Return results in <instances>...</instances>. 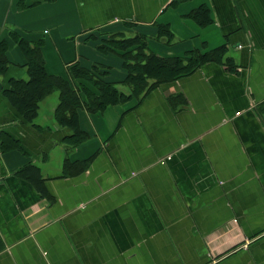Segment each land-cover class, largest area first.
<instances>
[{
	"label": "crops",
	"instance_id": "1",
	"mask_svg": "<svg viewBox=\"0 0 264 264\" xmlns=\"http://www.w3.org/2000/svg\"><path fill=\"white\" fill-rule=\"evenodd\" d=\"M136 36L203 63L104 111L82 104L83 142L59 91L32 122L5 94L27 78L24 39L49 74L77 63L130 95ZM2 41L0 264H264V0H0Z\"/></svg>",
	"mask_w": 264,
	"mask_h": 264
},
{
	"label": "trees",
	"instance_id": "2",
	"mask_svg": "<svg viewBox=\"0 0 264 264\" xmlns=\"http://www.w3.org/2000/svg\"><path fill=\"white\" fill-rule=\"evenodd\" d=\"M123 43L126 49L137 43H140L141 47L139 51L141 59L138 60L139 56L136 54L132 65L127 64L129 67L127 84L132 86V94L130 95L118 91L111 83L94 79L87 69L77 63L69 67V79L49 74L42 52V42L31 44L24 39H21L19 44L27 55V78H12L8 85L5 86V94L17 105L21 116L24 117V121L32 122L38 116L41 100L51 94V92L59 91L60 101L56 113L60 115V120L63 124L76 129L74 136L78 133L79 138H81L80 142H83L89 134L81 130L77 120L75 124L72 119L82 104L92 113L104 111L109 105L126 102L135 97L140 98L146 90L154 88L157 84L172 80L178 75H182V73L192 72L203 63V57L200 54H197L194 57L195 60H191L187 66L185 64L187 59L184 58L167 59L152 53L146 54L144 48L147 47V43L139 38L137 39V36L123 40ZM6 52L7 43L2 41L0 42V74H4L9 67ZM127 54L128 52L125 53V57ZM143 61L145 63H142ZM195 62H198V64L195 65ZM94 67L99 68L100 66L97 67L95 65ZM76 78L92 81L99 88L100 94L93 96V94L87 92L85 88H81L75 82ZM149 78L155 79L154 82H148L147 79ZM82 97L84 98L83 101Z\"/></svg>",
	"mask_w": 264,
	"mask_h": 264
},
{
	"label": "rangeland",
	"instance_id": "3",
	"mask_svg": "<svg viewBox=\"0 0 264 264\" xmlns=\"http://www.w3.org/2000/svg\"><path fill=\"white\" fill-rule=\"evenodd\" d=\"M92 72L94 73V71H92ZM97 73L99 74V72H97ZM99 75H100V74H99ZM131 89H132V86H131ZM56 92H57V91H56ZM52 93H53V92H51V94L48 95V98H49L50 96H52ZM45 98H46V97H45ZM45 98H44V99H45ZM50 99H52V98L50 97Z\"/></svg>",
	"mask_w": 264,
	"mask_h": 264
},
{
	"label": "built area",
	"instance_id": "4",
	"mask_svg": "<svg viewBox=\"0 0 264 264\" xmlns=\"http://www.w3.org/2000/svg\"><path fill=\"white\" fill-rule=\"evenodd\" d=\"M170 1H174V0H170Z\"/></svg>",
	"mask_w": 264,
	"mask_h": 264
}]
</instances>
